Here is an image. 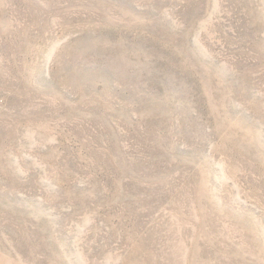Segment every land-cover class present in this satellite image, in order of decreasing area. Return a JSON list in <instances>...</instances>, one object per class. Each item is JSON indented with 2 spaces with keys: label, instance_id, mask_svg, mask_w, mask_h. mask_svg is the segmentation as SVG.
Here are the masks:
<instances>
[{
  "label": "rangeland",
  "instance_id": "rangeland-1",
  "mask_svg": "<svg viewBox=\"0 0 264 264\" xmlns=\"http://www.w3.org/2000/svg\"><path fill=\"white\" fill-rule=\"evenodd\" d=\"M0 264H264V0H0Z\"/></svg>",
  "mask_w": 264,
  "mask_h": 264
}]
</instances>
